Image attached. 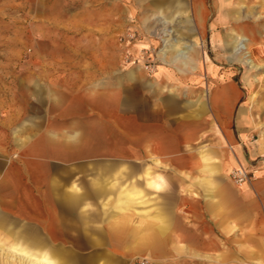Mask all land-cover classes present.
Returning <instances> with one entry per match:
<instances>
[{
  "label": "crops",
  "instance_id": "obj_1",
  "mask_svg": "<svg viewBox=\"0 0 264 264\" xmlns=\"http://www.w3.org/2000/svg\"><path fill=\"white\" fill-rule=\"evenodd\" d=\"M208 14L195 1L182 27L204 29ZM230 31L222 43L228 52L237 30ZM181 44L191 46V69L188 60L174 67L166 60L171 67L159 66L155 76L131 74L128 85L48 74L51 83L36 95L18 145L0 153V230L6 240L22 242L7 248L6 257L17 250L19 262L31 264L25 250L59 264L68 256L170 255L157 250L203 240L204 225L210 229L217 217L247 226V183L232 193L244 205L237 199L225 208L228 170L236 163L247 169L246 142L231 129L235 91L218 84L202 102L201 80L191 75L201 64L199 40ZM209 79L225 81L219 73ZM183 93L194 100L181 103ZM233 229L230 222L223 231Z\"/></svg>",
  "mask_w": 264,
  "mask_h": 264
},
{
  "label": "rangeland",
  "instance_id": "obj_2",
  "mask_svg": "<svg viewBox=\"0 0 264 264\" xmlns=\"http://www.w3.org/2000/svg\"><path fill=\"white\" fill-rule=\"evenodd\" d=\"M195 1L200 0H0V153L18 145L20 126L33 119L36 95L45 93L51 73L82 74L86 83L128 85L132 75L155 76L161 65L174 67L188 60L191 69L188 55L171 57L176 46L190 49L181 42L197 39L201 64L191 75L201 80L200 100L206 104L208 92L218 84L227 88L230 83L235 91L231 129L238 141L246 142L247 169L236 163L228 170L225 208L229 201L245 203L239 194L234 199L232 193L239 188L230 178L233 170L243 169L249 173L246 227L238 223L239 218L226 217L223 223L217 217L210 229L204 225L203 240L173 241L167 251L163 243L157 250L170 255L68 256L59 258V264H264V0H201L209 13L206 25L191 32L182 26H186V16L192 18ZM177 7L182 8V16L175 11ZM214 23L220 30L210 27ZM170 27L179 28L163 37ZM233 29L239 31L235 36L246 39L250 63L234 60L231 48L228 52L222 46ZM162 50L169 51L164 60L159 56ZM213 73L225 81H212ZM184 95L180 94L181 103L194 100ZM218 139L223 142L222 135ZM260 168L262 174L256 173ZM230 222L234 229L227 234L223 228ZM16 243L22 245L6 240L0 230L4 247L0 264H21L17 250L6 257V249Z\"/></svg>",
  "mask_w": 264,
  "mask_h": 264
},
{
  "label": "bare ground",
  "instance_id": "obj_3",
  "mask_svg": "<svg viewBox=\"0 0 264 264\" xmlns=\"http://www.w3.org/2000/svg\"><path fill=\"white\" fill-rule=\"evenodd\" d=\"M172 23V22H171ZM167 28V27H166ZM168 33H171L170 30H166L163 34V37H168ZM246 39H243L242 37L236 36L235 38V42L233 44V46H231V54L234 58V60H243L246 64L247 62L250 63L247 60V51H246ZM180 47L176 46L173 50V56L171 57V59H185L187 58L189 49H184V50H180ZM169 53V51L167 50H162L159 52V56L161 59H165V56ZM253 99V98H252ZM250 98V100H252ZM239 170V169H238ZM14 247V246H13ZM23 254L25 255H29L28 261L31 264H56L55 259L51 256H47V255H41V256H35V255H31L28 252H26L25 250H22ZM22 255V253H21Z\"/></svg>",
  "mask_w": 264,
  "mask_h": 264
},
{
  "label": "built area",
  "instance_id": "obj_4",
  "mask_svg": "<svg viewBox=\"0 0 264 264\" xmlns=\"http://www.w3.org/2000/svg\"><path fill=\"white\" fill-rule=\"evenodd\" d=\"M230 178L237 187H240L249 182V173L243 169L233 170L230 173Z\"/></svg>",
  "mask_w": 264,
  "mask_h": 264
}]
</instances>
